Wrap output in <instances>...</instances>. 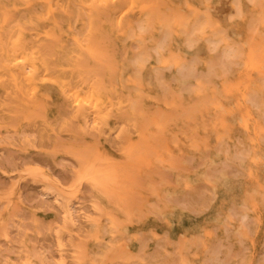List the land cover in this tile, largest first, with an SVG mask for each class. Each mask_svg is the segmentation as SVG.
Instances as JSON below:
<instances>
[{
  "label": "rangeland",
  "instance_id": "374dc122",
  "mask_svg": "<svg viewBox=\"0 0 264 264\" xmlns=\"http://www.w3.org/2000/svg\"><path fill=\"white\" fill-rule=\"evenodd\" d=\"M183 4L198 16L191 44L173 29L174 16L195 25ZM149 5L146 27L120 38L100 25L88 48L74 39V20L16 23L26 35L43 30L51 60L76 61L74 72L99 85L114 122L96 118L100 105L81 113L60 90L39 110L13 101L0 110V264H264V147L253 159L252 139L263 124L258 107L241 100L255 89L264 100V0ZM211 56L236 61L201 82ZM179 62L196 74L181 75ZM127 66L134 85H122ZM197 85L201 100L190 91ZM234 209L250 214L243 234L240 217H229Z\"/></svg>",
  "mask_w": 264,
  "mask_h": 264
},
{
  "label": "bare ground",
  "instance_id": "6f19581e",
  "mask_svg": "<svg viewBox=\"0 0 264 264\" xmlns=\"http://www.w3.org/2000/svg\"><path fill=\"white\" fill-rule=\"evenodd\" d=\"M39 2L41 8L37 10L30 4L24 6L18 0H0V110L6 103L12 101L24 102L30 109L39 110L41 106L48 105L52 97H55L60 90L67 94L81 113L89 112L93 106L100 105L96 118L104 123L114 122L109 115L107 104H104L99 97V85L96 82H89L83 73H75L77 72L76 61L73 58L67 59L61 56L51 60L49 58L50 41L45 39L46 34L43 30L40 28L32 30L26 35L27 32L25 33L16 23L26 19L35 20L37 16H48L55 25L60 27L62 21L74 20L78 28L74 39L82 40L81 45L88 48L91 33L100 25L107 24L120 38L130 37L137 29L146 27L147 24L144 22L152 17L149 0H39ZM181 8L186 10V18L195 25L190 28L183 20L174 16L173 29L175 32L188 34V42L191 44L190 35L197 28L198 16L184 4ZM204 23H208L205 18L201 19V24ZM157 27L162 31L166 30L163 14L158 15ZM56 40L57 37L54 43ZM158 46L161 45L158 44ZM232 51L231 49L225 50L224 56L229 57ZM247 59L250 63L256 62V56L252 52L248 53ZM229 61L230 65L227 66L228 63L226 64L225 61L220 62L211 56L207 62L208 76L197 77L201 82H207L210 80V74L226 75L233 69L231 63L236 60ZM178 68L183 76L196 74L193 64L179 62ZM124 70L122 85H134L136 77L131 72V67H124ZM150 75V81L158 77L156 73ZM121 90L117 93V103L121 107H126L128 104L121 95ZM190 91L194 93L195 99H202L201 86L192 87ZM241 100L250 101L257 106L262 118L263 132L256 126L252 132V139L256 143V150H253V159H255L260 156L264 147V100L256 89L250 92L241 91ZM128 110L131 116L135 114L132 104L128 106ZM246 155V152L241 151L237 157L242 158ZM100 191L105 192V189ZM107 198L109 202H114L109 192ZM258 201L260 203L262 199L258 198ZM255 208L258 209L259 205ZM259 214L262 220H257V224L261 228L264 226V211L260 210ZM235 216L240 217L239 231L243 234L249 228L250 214L248 211L234 209L229 213V217ZM218 253L219 249L216 248L210 255L215 259ZM229 254L230 251H227V256ZM139 255L137 252L134 258H140Z\"/></svg>",
  "mask_w": 264,
  "mask_h": 264
}]
</instances>
